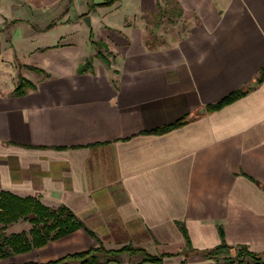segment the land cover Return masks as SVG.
<instances>
[{
  "label": "crops",
  "instance_id": "0c3cea01",
  "mask_svg": "<svg viewBox=\"0 0 264 264\" xmlns=\"http://www.w3.org/2000/svg\"><path fill=\"white\" fill-rule=\"evenodd\" d=\"M104 1L0 0V191L68 207L108 249L170 254L141 264H213L197 252L219 228L263 255L264 0ZM95 244L79 229L10 263Z\"/></svg>",
  "mask_w": 264,
  "mask_h": 264
},
{
  "label": "trees",
  "instance_id": "16d2710c",
  "mask_svg": "<svg viewBox=\"0 0 264 264\" xmlns=\"http://www.w3.org/2000/svg\"><path fill=\"white\" fill-rule=\"evenodd\" d=\"M114 0H105V4H111ZM94 44V43H93ZM104 63L108 64L106 56L100 52L96 53ZM36 71L37 68L30 67ZM90 68V62L86 61L80 68L83 72ZM264 79V68L259 72L256 78V84ZM33 84L26 79L19 77L14 89L15 94L25 92V89L32 88ZM249 91V87H244L218 100L214 104L206 107L207 112L221 109L227 104L241 98ZM184 122L182 120L168 124L154 133H164L173 128L179 127ZM18 221H26L30 228L25 231L6 233L8 226ZM83 229L96 243L88 249L80 252L66 254L56 260L45 263L25 262L17 264H108L110 262H119L122 254L130 256L138 255L141 263H160L163 257L170 254H149L145 249L131 244H125L117 249H108L104 247L96 234L87 228L84 222L78 218L75 213L64 205L58 207H47L39 201L36 196L20 197L9 191H0V259L5 260L19 254H25L37 248L43 247L49 241L58 240L73 232ZM185 239L186 248H190L189 239L184 228H181ZM220 243L210 250L199 251L197 254L205 260L213 261L218 264L222 258L224 264H234L233 257L237 260L236 264H243V258H248L249 264H264V254H256L248 251L245 247H232L225 243L222 229L219 228ZM234 253L232 256L231 253ZM185 261L181 262L183 264ZM16 264V263H8Z\"/></svg>",
  "mask_w": 264,
  "mask_h": 264
},
{
  "label": "rangeland",
  "instance_id": "374dc122",
  "mask_svg": "<svg viewBox=\"0 0 264 264\" xmlns=\"http://www.w3.org/2000/svg\"><path fill=\"white\" fill-rule=\"evenodd\" d=\"M29 228H30V224L28 222H26V221H18L17 223L8 226V228L6 230V233L19 232V231H22V230L27 231ZM101 243L103 244V242H101ZM231 254H232V256H234L233 252ZM134 257L137 260L140 259V257L138 255H136ZM15 260H16V258H15V256H13V257H10L8 259H5L4 261H1V263H8V262L10 263V262H13ZM237 260L238 259L233 257L234 264H236ZM17 263H19V262H17ZM249 263H251V261L248 258H243V264H249ZM213 264H216V263L213 262ZM218 264H224L222 258L219 259Z\"/></svg>",
  "mask_w": 264,
  "mask_h": 264
},
{
  "label": "water",
  "instance_id": "95a60500",
  "mask_svg": "<svg viewBox=\"0 0 264 264\" xmlns=\"http://www.w3.org/2000/svg\"><path fill=\"white\" fill-rule=\"evenodd\" d=\"M84 21L89 25V18L87 16L84 18Z\"/></svg>",
  "mask_w": 264,
  "mask_h": 264
}]
</instances>
